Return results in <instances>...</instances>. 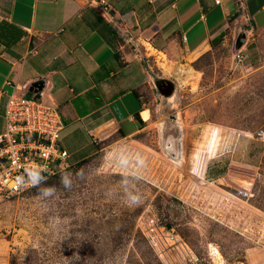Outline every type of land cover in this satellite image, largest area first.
I'll list each match as a JSON object with an SVG mask.
<instances>
[{"label": "rangeland", "instance_id": "374dc122", "mask_svg": "<svg viewBox=\"0 0 264 264\" xmlns=\"http://www.w3.org/2000/svg\"><path fill=\"white\" fill-rule=\"evenodd\" d=\"M150 78L143 130L108 138L78 162L72 154L42 180L57 188L47 205L36 187L0 201V264H264V29L241 18L215 44L159 53ZM217 126L213 159L206 154ZM121 147L146 162L135 208L105 195L120 191L121 169L106 153ZM81 169L87 179L64 190L61 174ZM51 216L62 221L56 233ZM149 217L187 245L192 261L172 246L156 250L145 234Z\"/></svg>", "mask_w": 264, "mask_h": 264}, {"label": "crops", "instance_id": "0c3cea01", "mask_svg": "<svg viewBox=\"0 0 264 264\" xmlns=\"http://www.w3.org/2000/svg\"><path fill=\"white\" fill-rule=\"evenodd\" d=\"M241 18L263 30L264 0H0V133L14 92L54 100L71 163L131 137L158 54L215 44Z\"/></svg>", "mask_w": 264, "mask_h": 264}, {"label": "built area", "instance_id": "2783aa9c", "mask_svg": "<svg viewBox=\"0 0 264 264\" xmlns=\"http://www.w3.org/2000/svg\"><path fill=\"white\" fill-rule=\"evenodd\" d=\"M215 2L218 4L219 0ZM99 8L101 13L109 11L104 3ZM62 128L59 108L50 96L40 94L36 100L14 92L9 94L4 108V129L0 133V201L31 187L18 186L17 177L24 166H46L47 171L40 173L42 178L63 167L68 155L59 145ZM145 234L156 250L162 252V247L172 246L177 256L184 255L192 261L187 245L176 234L162 230L152 217L147 219Z\"/></svg>", "mask_w": 264, "mask_h": 264}, {"label": "clouds", "instance_id": "9594fccd", "mask_svg": "<svg viewBox=\"0 0 264 264\" xmlns=\"http://www.w3.org/2000/svg\"><path fill=\"white\" fill-rule=\"evenodd\" d=\"M220 136L219 127L217 126L216 131L211 135L208 142V152L207 156L210 158H216L213 154L215 150L216 154H219V148L217 141ZM224 151H229L228 146H225ZM203 155V154H202ZM135 160L137 167L135 169V175L133 171L129 169V157ZM106 159L109 163L116 168L121 169L120 180H119V193H113L111 190L105 193L106 197L111 198L114 195H119L121 202L128 208H135L140 206L143 201V197L138 190V183L143 179L142 170L146 167V162L141 155H132L126 148H117L106 153ZM178 163V162H177ZM42 171H47L46 166L36 165V166H24L23 173L17 177L18 186H31L38 189V199L45 205L55 199L57 195V188L55 186H46L42 183V180H46L47 177H41L40 173ZM192 174L199 176V170L196 165L192 168ZM87 173L83 169L78 170L75 177L72 173L63 172L61 174V187L66 191H71L74 183L77 180H86ZM62 221L59 216H51L49 218L50 230L54 233L58 232L61 227Z\"/></svg>", "mask_w": 264, "mask_h": 264}, {"label": "bare ground", "instance_id": "6f19581e", "mask_svg": "<svg viewBox=\"0 0 264 264\" xmlns=\"http://www.w3.org/2000/svg\"><path fill=\"white\" fill-rule=\"evenodd\" d=\"M175 68H176V67H175ZM168 70H169V69H168ZM174 72H175V73H174L175 75L178 74V76H179V74H180L182 71H181V69H179V70L176 69ZM176 73H177V74H176ZM178 78H179V77H178ZM142 116H143L144 119H148V114H147L146 110H144V111L142 112ZM171 146H172V145H171ZM169 147H170V146H169ZM214 253H215V257H216L215 259L220 258V254L218 253L217 250H215Z\"/></svg>", "mask_w": 264, "mask_h": 264}, {"label": "water", "instance_id": "95a60500", "mask_svg": "<svg viewBox=\"0 0 264 264\" xmlns=\"http://www.w3.org/2000/svg\"><path fill=\"white\" fill-rule=\"evenodd\" d=\"M241 36H242V39H241V40H243L245 35L242 34ZM239 42H240V41H239ZM238 46H240V43L237 44V47H238ZM35 84H36V83H35ZM169 88H170V87L168 86V91H169ZM159 89H160L162 92H165V90H166V92H167V88H166V89H162V88L159 87Z\"/></svg>", "mask_w": 264, "mask_h": 264}, {"label": "flooded vegetation", "instance_id": "af4514ba", "mask_svg": "<svg viewBox=\"0 0 264 264\" xmlns=\"http://www.w3.org/2000/svg\"><path fill=\"white\" fill-rule=\"evenodd\" d=\"M160 88H162V87H160Z\"/></svg>", "mask_w": 264, "mask_h": 264}]
</instances>
